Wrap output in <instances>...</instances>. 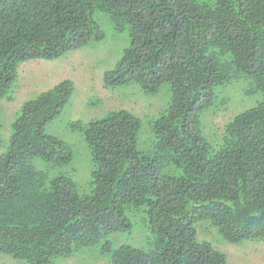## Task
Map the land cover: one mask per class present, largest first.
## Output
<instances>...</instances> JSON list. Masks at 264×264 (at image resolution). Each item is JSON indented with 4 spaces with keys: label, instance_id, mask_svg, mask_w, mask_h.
<instances>
[{
    "label": "trees",
    "instance_id": "trees-1",
    "mask_svg": "<svg viewBox=\"0 0 264 264\" xmlns=\"http://www.w3.org/2000/svg\"><path fill=\"white\" fill-rule=\"evenodd\" d=\"M96 11L115 29L129 28L105 86L134 82L147 93L169 86L170 102L152 123L153 147L138 150L141 122L125 110L73 122L93 162L92 187L79 194L69 175L50 171L71 162V147L45 133L71 83L25 102L0 155V253L55 264L99 245L109 264H231L197 240L195 223L207 220L232 244L264 241V0H0V97L21 62L102 39ZM241 78L263 98L225 123L212 147L200 114ZM34 159L50 167L36 168ZM140 209L152 248L112 249L106 236L130 228L127 212Z\"/></svg>",
    "mask_w": 264,
    "mask_h": 264
},
{
    "label": "rangeland",
    "instance_id": "rangeland-1",
    "mask_svg": "<svg viewBox=\"0 0 264 264\" xmlns=\"http://www.w3.org/2000/svg\"><path fill=\"white\" fill-rule=\"evenodd\" d=\"M103 31L100 40H91L76 49L68 50L52 60L41 58L21 62L17 67V78L11 89L0 97V155L6 151L12 124L20 114L25 102L41 92L55 87L64 80L71 83L69 100L61 112L45 126V133L66 142L72 150V160L60 168H51V173L62 171L70 176L77 192L86 194L91 189L93 162L89 147L82 135L72 129L73 122L87 124L102 118L112 111L125 110L140 119L141 128L137 148L145 151L153 147V121L166 109L170 102L168 84H162L155 93L144 92L134 83L124 86L106 87L104 74L113 70L121 59L123 50L129 45L128 26L115 29L110 16L103 11L93 15ZM248 80L241 78L218 89L216 100L199 117L203 138L216 147L222 137L225 123L236 114L251 108L262 100L260 92H248ZM218 104V106H216ZM36 168H49L50 164L34 159ZM131 226L111 232L106 240L112 249L129 245L150 250L153 234L148 214L144 209L128 211ZM198 241H208L216 250L226 256L231 264H264V241L247 240L232 244L224 240L215 226L207 220L195 223ZM101 246L83 248L68 258H59L55 264H109L108 255L100 251ZM0 264H28L7 254L0 253Z\"/></svg>",
    "mask_w": 264,
    "mask_h": 264
}]
</instances>
